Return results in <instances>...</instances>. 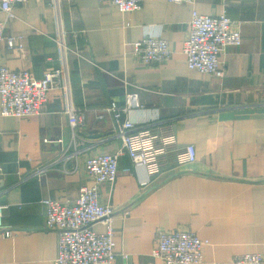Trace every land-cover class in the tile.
<instances>
[{
    "label": "crops",
    "instance_id": "obj_1",
    "mask_svg": "<svg viewBox=\"0 0 264 264\" xmlns=\"http://www.w3.org/2000/svg\"><path fill=\"white\" fill-rule=\"evenodd\" d=\"M54 1L14 7L6 32L20 36L25 50L11 53L1 42V64L35 78L58 66ZM59 8L67 45L85 58H68L72 99L85 120L70 127L57 90L37 115L0 116V203L11 229L0 234V264H54L58 236L46 227L43 201L73 204L90 181L85 160L122 150L111 132L113 118L99 120L97 113L112 102L125 106L129 92H137L143 108L126 118L138 126L159 122L175 133L178 148L195 147L196 160L176 165L171 152L142 187L145 170L119 154L114 184L102 183L99 193L114 209L113 264H162L151 255L156 232L177 228L208 241L200 264H232L247 253L264 258V0H144L130 14L110 0H60ZM193 10L225 12L241 31V44L221 54L223 79L188 69L182 42ZM149 36L167 41L172 54L165 63L132 58V42ZM92 229L103 233L105 225Z\"/></svg>",
    "mask_w": 264,
    "mask_h": 264
},
{
    "label": "built area",
    "instance_id": "obj_2",
    "mask_svg": "<svg viewBox=\"0 0 264 264\" xmlns=\"http://www.w3.org/2000/svg\"><path fill=\"white\" fill-rule=\"evenodd\" d=\"M144 0H110L122 14H130L141 8ZM183 5L193 4L195 0H168ZM29 0H0V11L5 19L0 20V43L6 45L11 53L24 49L20 36L6 32L8 24L16 18L13 9L16 5L27 4ZM55 35L52 38L58 48L57 67L44 71L41 78H35L29 70H10L0 63V116L25 118L37 115L45 110L48 94L57 90L66 101L65 114L69 125L76 128L83 125L85 116L77 110L72 99V82L70 80L69 55L84 58L78 50L67 45V31L63 28L60 14V0L54 2ZM233 22L224 12L217 15L192 11L187 36L182 42V54L188 69L206 73L217 79L225 75L224 61L221 54L226 46L241 44V31L233 28ZM82 33V32H81ZM81 33L74 32L73 37ZM132 58L144 65L165 63L171 57L167 41L154 36L133 41ZM85 59V58H84ZM90 64H94L88 60ZM125 106L110 103L97 113L100 120L106 115L113 118L112 135L121 140V149L116 154L90 156L84 167L90 181L81 187L73 204H64L55 200H44L46 204V227L56 231L58 236L57 256L54 264H113L115 252V235L112 227L113 207L99 201L102 183L114 184L119 173L117 159L119 154H126L135 167L145 170L146 179L139 181L147 187L150 178L161 171V161L174 153L176 165L187 166L196 160V150L192 144L184 148L177 147L176 135L166 131L159 122L138 126L125 113L131 109H142L137 92L125 95ZM1 175V169H0ZM0 203V234L9 236L11 229L2 220ZM103 222L105 231L96 233L92 226ZM157 246L152 250V257L162 264H200L204 262V247L207 240L200 239L189 229L177 228L171 231L158 230ZM232 264H264L260 253H247L234 257Z\"/></svg>",
    "mask_w": 264,
    "mask_h": 264
}]
</instances>
